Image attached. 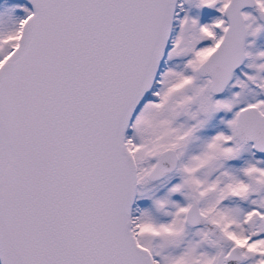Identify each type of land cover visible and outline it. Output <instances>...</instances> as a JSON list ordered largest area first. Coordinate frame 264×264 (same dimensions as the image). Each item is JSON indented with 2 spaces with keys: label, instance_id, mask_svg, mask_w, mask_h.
Here are the masks:
<instances>
[{
  "label": "snow or ice",
  "instance_id": "1",
  "mask_svg": "<svg viewBox=\"0 0 264 264\" xmlns=\"http://www.w3.org/2000/svg\"><path fill=\"white\" fill-rule=\"evenodd\" d=\"M0 264H264V0H0Z\"/></svg>",
  "mask_w": 264,
  "mask_h": 264
}]
</instances>
